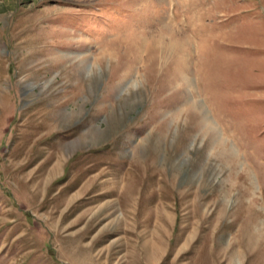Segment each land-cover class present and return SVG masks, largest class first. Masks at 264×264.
Returning <instances> with one entry per match:
<instances>
[{
  "label": "rangeland",
  "instance_id": "374dc122",
  "mask_svg": "<svg viewBox=\"0 0 264 264\" xmlns=\"http://www.w3.org/2000/svg\"><path fill=\"white\" fill-rule=\"evenodd\" d=\"M0 264H264V0H0Z\"/></svg>",
  "mask_w": 264,
  "mask_h": 264
}]
</instances>
